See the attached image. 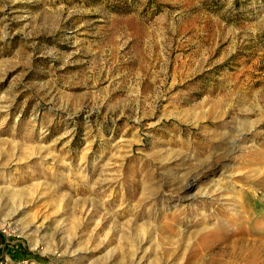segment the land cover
I'll list each match as a JSON object with an SVG mask.
<instances>
[{
	"label": "rangeland",
	"instance_id": "rangeland-1",
	"mask_svg": "<svg viewBox=\"0 0 264 264\" xmlns=\"http://www.w3.org/2000/svg\"><path fill=\"white\" fill-rule=\"evenodd\" d=\"M260 153L264 0H0V264H106L129 221L191 231L200 201L263 235Z\"/></svg>",
	"mask_w": 264,
	"mask_h": 264
},
{
	"label": "bare ground",
	"instance_id": "bare-ground-1",
	"mask_svg": "<svg viewBox=\"0 0 264 264\" xmlns=\"http://www.w3.org/2000/svg\"><path fill=\"white\" fill-rule=\"evenodd\" d=\"M221 131L223 130L221 129ZM245 139L246 138L239 135L236 138L235 144L245 143L246 142ZM259 157L260 158L264 157V154L260 153ZM170 162L166 161L164 164H161L165 171L169 169ZM180 176L181 177L177 178V181H176L177 183L175 182L178 185L176 186V188H178L179 194L181 195V197L186 198L187 201L194 202L197 199L196 198L197 196L191 195L190 192L196 189L198 186L199 180H198L197 175L185 173ZM199 189H198V196H200L201 198L203 196H209V198L210 199L212 198L213 200L215 199L212 196H219L220 198L223 199L220 203L226 207L230 206V207H227V209H229L231 212H234L236 216L238 215L235 209L236 208L235 203L230 202V200L236 201L239 199H236V197H233L229 195L228 193L223 194L222 187L219 188L217 186L216 188L212 189L210 192H207L204 189H200V190ZM157 196L160 199L163 198L162 194L155 195L152 192L151 198H149V200L150 199L154 200L155 198H157ZM208 205H209L208 203L204 204L202 203V201H200V203L197 206L192 207L195 211V216H196L195 219L198 222V224H196L197 226L194 227L191 231H189L188 229L186 230V227L179 224L180 223V218L178 216L179 212H173L172 214L169 215L170 217L168 216L166 218H162L160 220V224L158 223L159 221L158 220L157 224H159V226L155 224L156 225L155 227L151 223L149 224V223H146L145 221H144L145 224L143 225L142 224L138 225L136 221L135 222L129 221L127 224V227L130 230L132 229L131 234H133V236L126 238L127 240L125 242V251H124V256L126 259H124L125 261L121 260L122 262L120 264H162L161 263L162 259H160L157 255H155L156 251L158 252L157 249H159L160 246H162L155 239V236H157L156 234H158V236L159 235L161 236L162 241H164L166 245L171 246V247L163 246L164 256H168V257L172 256L173 254H175V251L178 249L180 250L184 249V251L188 249L185 255L186 260L184 264H264V234L263 235H251L250 233H247L245 231V226H242V225L236 226L234 229L229 230L227 226L225 225L226 223H223L222 221L219 220L220 209H218L217 205L215 206L214 203L211 204L210 207ZM176 206L177 205H175V207ZM20 209L18 210L20 211ZM19 211L16 210L15 212L12 213V215L14 216L15 213L17 214V212ZM80 213H85V211L81 209ZM133 224L135 225L134 227H132ZM251 225H253V227L254 226L259 227V230L260 228L264 229L263 224L256 223L255 221ZM126 231H129V230H126ZM112 233L115 237L119 236L118 238L121 237L122 239L123 234L121 235L120 233L119 235L115 229L112 230ZM118 238L116 237V239ZM187 238H189V241H187ZM105 239H107L106 242L103 243V245H101L98 248V250L96 249L92 250L93 249L92 248L91 251L95 253V252L101 251L102 249L105 250L110 245V241L112 240V238L111 240H109L108 238H105ZM122 240L125 241V239H122ZM116 242L118 244V241ZM119 242H122V241L120 240ZM225 243H228V246L224 247ZM117 246L115 247L116 249H117ZM121 247L124 248V245ZM115 248H112L110 251L114 252ZM121 252L118 251V253H121ZM113 254H111V256ZM120 255L118 254L117 256H114L116 261ZM111 256L109 257V260H107L106 264H116L115 263L116 261L113 259L114 257L111 258ZM124 256L122 257L124 258ZM78 258L79 256L74 259H78ZM98 260L94 259L89 264H101V262H99ZM164 264H170L168 259H165ZM172 264H178V262L174 261Z\"/></svg>",
	"mask_w": 264,
	"mask_h": 264
}]
</instances>
